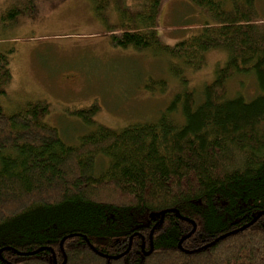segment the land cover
I'll list each match as a JSON object with an SVG mask.
<instances>
[{
	"label": "trees",
	"instance_id": "trees-1",
	"mask_svg": "<svg viewBox=\"0 0 264 264\" xmlns=\"http://www.w3.org/2000/svg\"><path fill=\"white\" fill-rule=\"evenodd\" d=\"M90 1L106 20L108 0ZM163 1L120 9L112 45L166 56L182 87V65L202 68L213 49H226V61L201 100L179 84L152 121L97 125L77 144L44 120L46 102L11 114L0 105V264H264V22L256 0H187L204 23L172 45L157 31ZM20 7L7 9L4 25ZM12 51L0 49V95ZM238 74L255 77L259 93L250 100L228 95ZM95 111L77 115L88 125Z\"/></svg>",
	"mask_w": 264,
	"mask_h": 264
},
{
	"label": "rangeland",
	"instance_id": "rangeland-1",
	"mask_svg": "<svg viewBox=\"0 0 264 264\" xmlns=\"http://www.w3.org/2000/svg\"><path fill=\"white\" fill-rule=\"evenodd\" d=\"M143 2L108 0L106 20H102L90 0H0V49L13 50L12 77L0 95L4 112L11 114L28 101L46 102L44 120L65 142L77 144L83 133L97 125L121 129L127 123L152 121L177 93L179 84L197 91L201 100L203 86L228 57L226 49L208 51L206 64L197 70L176 62L186 78L182 87L166 56L112 45L109 29L119 18V10H137ZM255 4L264 22V0ZM13 5L21 6L20 14L15 23L4 25L2 17ZM204 19L187 0H164L158 35L172 45L198 31ZM159 80L165 82L163 89ZM227 85L229 97L240 93L250 100L259 93L253 74L235 75ZM93 106L92 123L86 125L77 111ZM176 121L183 122L179 113Z\"/></svg>",
	"mask_w": 264,
	"mask_h": 264
},
{
	"label": "water",
	"instance_id": "water-1",
	"mask_svg": "<svg viewBox=\"0 0 264 264\" xmlns=\"http://www.w3.org/2000/svg\"><path fill=\"white\" fill-rule=\"evenodd\" d=\"M259 216H260V214H258V215L252 220V222L255 221Z\"/></svg>",
	"mask_w": 264,
	"mask_h": 264
}]
</instances>
